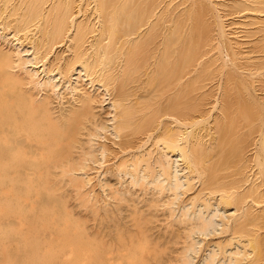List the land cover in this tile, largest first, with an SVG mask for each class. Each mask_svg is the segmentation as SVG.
Listing matches in <instances>:
<instances>
[{
  "label": "bare ground",
  "instance_id": "1",
  "mask_svg": "<svg viewBox=\"0 0 264 264\" xmlns=\"http://www.w3.org/2000/svg\"><path fill=\"white\" fill-rule=\"evenodd\" d=\"M0 264H264V0H0Z\"/></svg>",
  "mask_w": 264,
  "mask_h": 264
},
{
  "label": "rangeland",
  "instance_id": "2",
  "mask_svg": "<svg viewBox=\"0 0 264 264\" xmlns=\"http://www.w3.org/2000/svg\"><path fill=\"white\" fill-rule=\"evenodd\" d=\"M54 105H57V102H54ZM105 112L106 110L103 111V116H105ZM110 186H115V181L113 178L110 179ZM96 193H98V191L96 190ZM135 194L142 196L143 194L140 192H135ZM146 197V196H145ZM144 197V198H145ZM70 205L73 208L74 213L85 219L86 222V227L88 230L90 231H96L99 229V226H103L105 230H113L115 226L117 225H123V223L125 222L126 218V212L128 211L129 207L127 206H121L120 208V212H113V214L111 215V212L109 213L108 217L104 216L105 211L104 210H99V213L95 216L93 215L87 208H85L84 206H82L78 200H76L74 198V194H72L71 199H70ZM114 206H116V204H113ZM159 220H161V222L159 221L157 223V227L160 228V232H158V230L154 229V233L156 235H162L161 240L165 241V237H168L170 234H165L164 230H170V229H166V221H168L167 218H164V216L162 215L161 212H159Z\"/></svg>",
  "mask_w": 264,
  "mask_h": 264
}]
</instances>
